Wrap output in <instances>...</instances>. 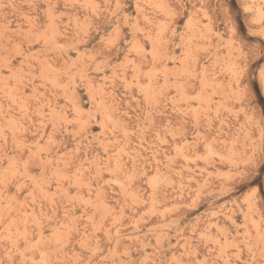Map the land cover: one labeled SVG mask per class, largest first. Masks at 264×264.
<instances>
[{"label":"rangeland","instance_id":"obj_1","mask_svg":"<svg viewBox=\"0 0 264 264\" xmlns=\"http://www.w3.org/2000/svg\"><path fill=\"white\" fill-rule=\"evenodd\" d=\"M48 2L0 0V55L5 53L7 38L14 35L8 29L25 27L27 15L43 17ZM51 2L57 3V0ZM58 2L60 10L54 23L42 44L33 49L36 59L32 63L39 64L44 77L36 81L39 109L37 101L27 93L21 96L24 88L19 91L9 88L8 96L19 97V102L9 111L4 99L7 76H0V103L3 104L0 137L8 136L9 148L13 136L21 145L19 153L5 152L0 147V157L11 156L13 167H16L21 155L24 160L28 159L26 153L30 149L29 171L33 173L36 166L42 164L44 175L49 178L54 173L70 172L73 183H81L74 175L79 172L84 186L74 191L86 201L91 194V202L99 209L96 226L99 228L103 223L105 228L98 234L101 247L109 261L115 260L118 264H125V261L181 264V261L193 258L195 252L202 251L210 241L222 235L235 236L237 228L243 231V226L252 225L253 220L259 225L264 214V194H258L253 204L245 203L249 188L247 181L242 182L236 176L237 165L243 167L239 163V153L232 156L215 147L206 150L202 142L194 145L193 142L198 140L194 125L190 120L185 125V118L173 112L172 107L174 103L178 110L187 108L183 84L187 82L185 73L191 69L185 53L192 48L207 49L200 52L203 57L200 68L207 61L208 83L214 84L226 99L232 94L237 66L256 63L247 48H242L238 42L233 44L227 36L221 35L225 26L217 6L223 0ZM65 4L68 5L66 8ZM178 4H183V8L178 9L179 16H173ZM245 4L253 11L245 13L242 8ZM89 5H99V8ZM261 5L264 0H232L231 7L233 14L238 12L241 19L247 15L252 30L260 32L264 30ZM260 39L252 38L256 48L260 46ZM149 68L153 73L151 79L146 75ZM141 91L151 92L153 96L168 94L167 102L160 106L164 115L154 116L158 128L150 129L147 135L148 151H139L137 140H132L125 148V151L131 149L143 157L147 167L138 160L137 172L146 171L150 177L156 176V186L153 188L138 175L135 182L122 189L120 184L125 178L116 171V158L111 155L121 136L114 135L112 129L117 128L119 132L124 114L132 116V110L139 109L140 114L147 116L146 108L141 104ZM31 92L29 88L28 93ZM29 105L27 118L21 119V107L28 109ZM253 118L259 121V110ZM243 123L242 118L239 122L233 118L232 132H238ZM169 125L168 131H177L175 140L165 136ZM153 130H158L167 143L154 140ZM181 131L183 135L179 134ZM49 136L53 138L51 144ZM240 143L243 145V137ZM109 158L111 179L116 183L105 184L110 179L109 171L101 165L107 168ZM19 169H23L22 163ZM100 174L103 179L89 189L87 184ZM10 191L11 196L9 190L0 189V236L5 234L4 221L10 218L16 221L12 224L13 231L17 227L22 230L23 220H29L31 233V218L26 213H38L40 201L33 209L23 203V195L19 202L13 198L15 188ZM79 204L78 199L77 207ZM63 211L62 206L61 217ZM76 215L78 218L79 213ZM102 216L115 217V223L111 219L102 220ZM72 223L75 225L76 221ZM84 223L89 222L85 220ZM80 231L83 235L82 226ZM83 238L92 241V230Z\"/></svg>","mask_w":264,"mask_h":264},{"label":"snow or ice","instance_id":"obj_2","mask_svg":"<svg viewBox=\"0 0 264 264\" xmlns=\"http://www.w3.org/2000/svg\"><path fill=\"white\" fill-rule=\"evenodd\" d=\"M231 4L232 0H223L217 6L223 14L222 24L225 26V32L221 35L227 36L233 44L238 42L242 48H247L251 59L256 60V63L253 65L249 62L244 67L237 66L234 70L233 91L226 99L216 90L214 84L208 83L207 61L204 62V67L200 68L203 59L200 52H206L207 49L192 48L185 53L191 69L185 73L187 82L183 84L187 108L178 110L174 103L172 107L173 112H178L185 118V125L189 120L194 125L193 130L198 137V140L193 142L194 145L202 142L206 150H212L215 147L222 148L232 156L239 153V163L243 167L237 165L236 176L242 182L247 181L249 191L245 197V203L253 204L258 194H264V30L253 31L252 24L248 22V16L245 15L241 19L238 12L233 14ZM67 6V4L64 5L65 8ZM37 7L39 8L40 5ZM89 7L99 8V5H89ZM182 8L183 4H178L173 10V16H179L178 9ZM242 8L245 13L253 11L246 4L242 5ZM261 8L264 10V5H261ZM59 10L58 0L57 3L49 0L44 8L43 17L27 15L24 18L25 27L8 29L14 35L7 38L5 53L0 55V76H7L4 99L7 101L9 111H12L13 105L19 102V97L8 96L9 88L14 91L24 88L25 92L21 93V96L27 93L31 99L37 101V109H39L40 100L39 92L36 91V81L44 77L43 69L39 64L32 63L36 59L33 49L42 44L43 37L48 34ZM261 22L264 23V11H262ZM253 37L261 38L259 48L253 44ZM193 65L196 67L193 68ZM146 75L151 79L153 75L151 68L147 70ZM29 88L32 89L31 93H28ZM177 94H180L179 90ZM167 98L168 94L165 93L153 96L151 92L141 91V104L146 108L147 116L140 114L139 109L132 110V116L124 114V123L119 132L117 128L112 129L114 135L121 136V139L116 142V147L111 150V155L116 158V171L123 174L125 178V182L120 184L122 189L135 182L138 175L153 188L156 186V176L150 177L146 171L137 172V161L144 162L143 157L138 152H132L131 149L125 151V148L131 144L132 140H137V149L143 152L148 151L147 135L150 129L158 128L154 116L164 115V110L160 106L167 102ZM181 103L183 107V101ZM2 108L3 104L0 103V110ZM30 109L31 105L28 109L21 107V119L27 118L26 113ZM257 110L260 115L258 122L253 118ZM233 118H236L237 122L241 118L244 121L239 125V131L236 133L231 130ZM16 123L19 124V121ZM168 127L170 125L166 126L165 136H171L175 140L177 131H168ZM179 134L183 135L184 132L181 131ZM151 135L160 144L167 143L158 130H153ZM241 137H243V145L240 143ZM48 142L50 144L53 142L51 136L48 137ZM8 145L9 138L5 134L0 137V147L5 152L19 153L21 145L16 142L15 136L12 139V147L9 148ZM153 151L155 152V146ZM26 154L28 159L24 160L21 155L16 167H13L11 156L0 157V189L9 190L11 196L10 190L15 188L16 194L13 198L19 202L23 195V203L32 206L33 209L39 200L40 211L26 213L31 218V233L28 228L29 220H23L24 228L21 230L17 227L15 231L12 230V224L16 223L14 219L4 221L5 234L0 236V264H118L115 260L109 261V257L101 247L98 234L104 232L105 228L103 223L99 228L96 226L99 209L91 202V194L86 201L74 191L84 186L79 172L74 175L81 180V183H73V174L70 172L54 173L53 177L49 178L44 175L42 164L37 165L33 173L29 171L32 163L31 150L29 149ZM125 156L128 157L127 160L124 159ZM223 158L221 156V159ZM20 163L23 164V169H19ZM144 163L146 168L147 162ZM101 168L109 171L110 179L105 181V184L116 183V180L111 179L113 173L110 170V158L108 167L105 168L102 164ZM93 172L95 173V169ZM101 179H103L102 174L97 175L95 180L87 184V187L91 189L93 184ZM97 198H99L98 192ZM78 199L79 207H77ZM62 206L64 211L61 217ZM46 207L47 212H45ZM101 219H111L115 223L113 216H102ZM85 220L89 223L85 224ZM72 221H76V224L73 225ZM81 226L83 235L80 231ZM90 229L92 241H86L83 237L90 234ZM243 229L241 231L237 228L235 236L222 235L219 239L210 241L202 251L195 252L193 258L181 261V264H264V214L259 225H256L253 220L252 225L245 224ZM213 244L215 247L212 246ZM121 255L127 256L128 253ZM201 255L203 259H200ZM61 256L64 257L63 260L60 259ZM125 264H136V262L125 261Z\"/></svg>","mask_w":264,"mask_h":264},{"label":"bare ground","instance_id":"obj_3","mask_svg":"<svg viewBox=\"0 0 264 264\" xmlns=\"http://www.w3.org/2000/svg\"><path fill=\"white\" fill-rule=\"evenodd\" d=\"M260 10V9H259ZM259 15V14H258ZM261 17V16H260Z\"/></svg>","mask_w":264,"mask_h":264}]
</instances>
